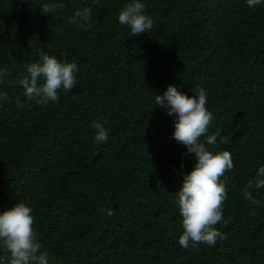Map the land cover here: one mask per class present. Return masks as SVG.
<instances>
[{
  "label": "trees",
  "instance_id": "trees-1",
  "mask_svg": "<svg viewBox=\"0 0 264 264\" xmlns=\"http://www.w3.org/2000/svg\"><path fill=\"white\" fill-rule=\"evenodd\" d=\"M128 2L0 0V214L31 207L48 264H264V189L251 190L259 203L243 196L264 167V0H140L153 28L139 35L118 21ZM49 3L63 10L42 14ZM89 7L90 28L69 22ZM41 53L78 66L76 87L47 105L19 84ZM169 85L206 91L209 134L226 141L209 148L235 165L221 178L227 223L215 246L179 244L172 194L195 161L155 104Z\"/></svg>",
  "mask_w": 264,
  "mask_h": 264
},
{
  "label": "clouds",
  "instance_id": "clouds-1",
  "mask_svg": "<svg viewBox=\"0 0 264 264\" xmlns=\"http://www.w3.org/2000/svg\"><path fill=\"white\" fill-rule=\"evenodd\" d=\"M98 2V0H94ZM262 0H246L248 7L260 5ZM63 4L49 3L43 5L41 13L49 16L63 10ZM144 4L140 0H130L119 12L118 21L128 26L133 35L148 33L153 28V20L143 14ZM92 9L77 10L69 22L87 30L91 27ZM26 75L19 80L23 86L27 101L47 105L58 102V92L72 91L77 84L75 73L78 66L67 60L61 62L55 56L41 53L40 60L24 65ZM7 70L0 69V77H6ZM194 97L182 93L177 86L169 85L162 95H156L155 104L165 109L167 115L175 116L173 138L187 148V155L194 159V167L190 173H183L181 164L180 175L183 176L182 187L173 193V203L177 205L182 217V234L179 244L185 248L197 249L200 244L215 246L218 239L225 235L216 227L225 224L223 210L227 200V179L221 180L226 172L235 165L229 151L212 152L209 146L225 143V138L219 132L209 134V126L213 114L207 109V93L197 87ZM6 98V94H0ZM17 98V107H23ZM96 129L94 137L97 144L106 143L107 130L100 122H94ZM204 138L203 140L201 138ZM264 189V167L258 170L257 178L250 180L243 189V196L252 203H259L252 196L251 190ZM108 216L114 215L111 209H102ZM253 216L255 212L251 213ZM35 221L32 209L24 202H16L0 214V250L5 255L0 256V264H48L47 251H41L43 245L39 242L33 225Z\"/></svg>",
  "mask_w": 264,
  "mask_h": 264
}]
</instances>
